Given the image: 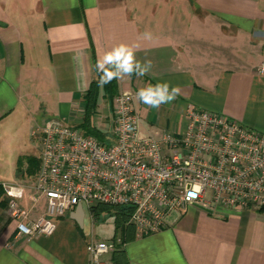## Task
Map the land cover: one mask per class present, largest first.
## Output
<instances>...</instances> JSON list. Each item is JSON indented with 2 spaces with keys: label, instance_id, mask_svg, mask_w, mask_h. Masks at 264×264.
I'll return each mask as SVG.
<instances>
[{
  "label": "crops",
  "instance_id": "obj_1",
  "mask_svg": "<svg viewBox=\"0 0 264 264\" xmlns=\"http://www.w3.org/2000/svg\"><path fill=\"white\" fill-rule=\"evenodd\" d=\"M120 44L152 63L147 75L117 78V93L133 96L140 134L183 129L188 104L264 132V0H0V264H112L106 254L90 260L87 245L103 239L79 206L54 218L49 235L19 234L1 183L35 180L39 167L24 171L31 130L52 118L78 126L97 61ZM157 82L180 94L155 109L136 93ZM101 95L93 123L109 135L114 97ZM102 106L109 123L100 126ZM30 195L23 204L38 217L44 201L32 207ZM122 248L129 264H264V213L187 204Z\"/></svg>",
  "mask_w": 264,
  "mask_h": 264
},
{
  "label": "built area",
  "instance_id": "obj_2",
  "mask_svg": "<svg viewBox=\"0 0 264 264\" xmlns=\"http://www.w3.org/2000/svg\"><path fill=\"white\" fill-rule=\"evenodd\" d=\"M259 72L264 73V63ZM111 124L107 142L64 118L49 119L31 130L40 146L35 180L1 183L19 234L49 235L54 218L77 206L90 215L97 204L128 207L126 224L134 226L137 236L159 232L167 213L187 204L208 209L264 207L263 131L188 104L183 129L142 135L133 96L126 91L113 98ZM195 185L199 192L189 195ZM27 190L32 207L44 201L38 217L23 204ZM113 249V242L87 245L92 262Z\"/></svg>",
  "mask_w": 264,
  "mask_h": 264
},
{
  "label": "trees",
  "instance_id": "obj_3",
  "mask_svg": "<svg viewBox=\"0 0 264 264\" xmlns=\"http://www.w3.org/2000/svg\"><path fill=\"white\" fill-rule=\"evenodd\" d=\"M114 73L108 68H104L103 72L97 70L95 79L91 82L89 88L83 94V111L81 116V122L77 126L84 133L95 136L101 141L107 142V134L99 129L93 123V117L97 113L98 100L100 92L102 91V97L109 102L117 93V79H110ZM101 76L105 79H110V83L101 84ZM22 158L18 160L17 170L21 171ZM27 167L24 170L27 176H32L36 173L39 167V159L35 156H29L26 158ZM259 212L264 213V207L258 208ZM131 209L123 206H111L106 204H97L91 207V215L95 220H100L102 217L110 216L113 218L114 233L111 238L115 247L111 253L112 264H129L128 258L122 244L134 237L135 228L130 224H126L129 220Z\"/></svg>",
  "mask_w": 264,
  "mask_h": 264
},
{
  "label": "clouds",
  "instance_id": "obj_4",
  "mask_svg": "<svg viewBox=\"0 0 264 264\" xmlns=\"http://www.w3.org/2000/svg\"><path fill=\"white\" fill-rule=\"evenodd\" d=\"M152 67L151 61L144 63L138 62L135 57V50L125 44H120L106 53L103 62L97 61V69L102 71L104 68L111 70L114 75L110 79H117L123 76L147 75ZM110 79L101 76L99 83H110ZM180 94L179 87L171 86L168 82H157L156 84H148L146 87L139 89L136 93L139 100L145 105L158 109L161 105L174 101ZM200 186H193V191L189 195L199 192Z\"/></svg>",
  "mask_w": 264,
  "mask_h": 264
},
{
  "label": "rangeland",
  "instance_id": "obj_5",
  "mask_svg": "<svg viewBox=\"0 0 264 264\" xmlns=\"http://www.w3.org/2000/svg\"><path fill=\"white\" fill-rule=\"evenodd\" d=\"M105 103H107V101H105ZM104 108H105V106L104 107L102 106L101 110L99 111L98 115L95 118V120L98 122V125H100V126L103 122L109 123V117L107 116L108 113H104V111H103ZM31 145H32L33 156H35L36 158H39L40 146H39L37 139L32 140ZM25 183L30 184V182H25ZM84 210L86 213V226H93L94 238L95 239L96 238L97 239H103V241L105 240L108 243H112L113 241L111 240L110 237H111L113 230H114L113 229V226H114L113 225V218L110 216H105V217H102V219H100V220L93 221L89 218L88 209L84 207ZM114 247H115V245H114ZM111 253H112V251L106 253V255H105V257L108 258V260L111 257Z\"/></svg>",
  "mask_w": 264,
  "mask_h": 264
},
{
  "label": "water",
  "instance_id": "obj_6",
  "mask_svg": "<svg viewBox=\"0 0 264 264\" xmlns=\"http://www.w3.org/2000/svg\"><path fill=\"white\" fill-rule=\"evenodd\" d=\"M78 208H79L80 211H82V207L81 206H79Z\"/></svg>",
  "mask_w": 264,
  "mask_h": 264
}]
</instances>
